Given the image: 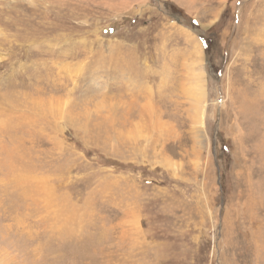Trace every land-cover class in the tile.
I'll use <instances>...</instances> for the list:
<instances>
[{"label":"rangeland","instance_id":"rangeland-1","mask_svg":"<svg viewBox=\"0 0 264 264\" xmlns=\"http://www.w3.org/2000/svg\"><path fill=\"white\" fill-rule=\"evenodd\" d=\"M0 264H264V0H0Z\"/></svg>","mask_w":264,"mask_h":264},{"label":"trees","instance_id":"trees-1","mask_svg":"<svg viewBox=\"0 0 264 264\" xmlns=\"http://www.w3.org/2000/svg\"><path fill=\"white\" fill-rule=\"evenodd\" d=\"M189 21H190L191 25L193 26V28L198 29L197 24L193 20L189 19ZM205 34H206V36H207V38L209 40L210 39L209 38L210 37V32H206ZM207 44L209 45V42L205 43V52H207V56H209V51H211V50L209 49V46H207ZM210 47H212V46H210Z\"/></svg>","mask_w":264,"mask_h":264},{"label":"bare ground","instance_id":"bare-ground-1","mask_svg":"<svg viewBox=\"0 0 264 264\" xmlns=\"http://www.w3.org/2000/svg\"><path fill=\"white\" fill-rule=\"evenodd\" d=\"M198 48V47H197ZM199 52H200V49L198 48L197 50H196V54L198 55L199 54ZM198 57V59L200 60L201 59V56H197ZM22 182V181H21Z\"/></svg>","mask_w":264,"mask_h":264}]
</instances>
